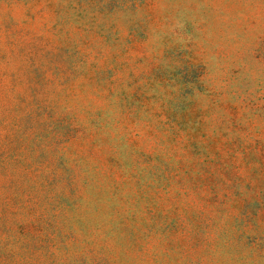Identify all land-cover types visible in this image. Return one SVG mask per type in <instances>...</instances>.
I'll return each mask as SVG.
<instances>
[{
  "label": "rangeland",
  "instance_id": "obj_1",
  "mask_svg": "<svg viewBox=\"0 0 264 264\" xmlns=\"http://www.w3.org/2000/svg\"><path fill=\"white\" fill-rule=\"evenodd\" d=\"M0 264H264V0H0Z\"/></svg>",
  "mask_w": 264,
  "mask_h": 264
}]
</instances>
